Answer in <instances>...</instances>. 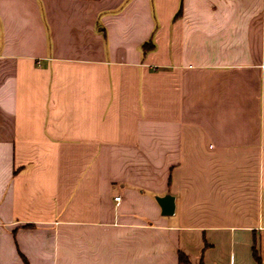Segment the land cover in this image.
Instances as JSON below:
<instances>
[{"label": "crops", "instance_id": "1", "mask_svg": "<svg viewBox=\"0 0 264 264\" xmlns=\"http://www.w3.org/2000/svg\"><path fill=\"white\" fill-rule=\"evenodd\" d=\"M263 65L264 0H0V264H264Z\"/></svg>", "mask_w": 264, "mask_h": 264}, {"label": "water", "instance_id": "2", "mask_svg": "<svg viewBox=\"0 0 264 264\" xmlns=\"http://www.w3.org/2000/svg\"><path fill=\"white\" fill-rule=\"evenodd\" d=\"M156 201L160 204V206L164 209V207H167L168 210L164 211V214L170 213L169 208L170 204L172 206V197L171 196H163V197H156ZM165 205V206H164Z\"/></svg>", "mask_w": 264, "mask_h": 264}, {"label": "trees", "instance_id": "3", "mask_svg": "<svg viewBox=\"0 0 264 264\" xmlns=\"http://www.w3.org/2000/svg\"><path fill=\"white\" fill-rule=\"evenodd\" d=\"M148 44H149V43L144 44V47H145V46H148ZM178 259H179V261L182 262V263H188L187 260H186V258H185L182 254H179V255H178Z\"/></svg>", "mask_w": 264, "mask_h": 264}, {"label": "built area", "instance_id": "4", "mask_svg": "<svg viewBox=\"0 0 264 264\" xmlns=\"http://www.w3.org/2000/svg\"><path fill=\"white\" fill-rule=\"evenodd\" d=\"M264 66V65H263ZM116 201H118L119 200V197L118 196H116L115 198H114Z\"/></svg>", "mask_w": 264, "mask_h": 264}]
</instances>
